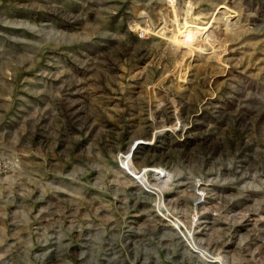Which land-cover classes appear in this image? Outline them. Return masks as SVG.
<instances>
[{
	"label": "rangeland",
	"instance_id": "rangeland-1",
	"mask_svg": "<svg viewBox=\"0 0 264 264\" xmlns=\"http://www.w3.org/2000/svg\"><path fill=\"white\" fill-rule=\"evenodd\" d=\"M0 264H264V0H0Z\"/></svg>",
	"mask_w": 264,
	"mask_h": 264
}]
</instances>
